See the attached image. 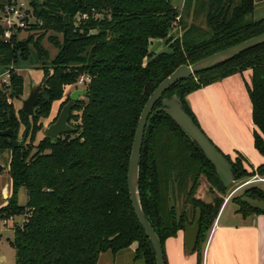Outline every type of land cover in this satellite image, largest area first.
Listing matches in <instances>:
<instances>
[{
	"label": "trees",
	"instance_id": "trees-1",
	"mask_svg": "<svg viewBox=\"0 0 264 264\" xmlns=\"http://www.w3.org/2000/svg\"><path fill=\"white\" fill-rule=\"evenodd\" d=\"M193 1L186 0L185 7L193 6ZM263 1L196 0L198 14H206L207 28L185 25L180 36H173L172 30L184 11L174 7L172 0L31 1L37 23L29 31L35 35L24 40L16 35L6 43L0 31V76L6 71L11 74L9 85H0V151L9 152L14 195L21 188L28 194L25 206H19L15 197L0 209L5 221L24 217L12 242L15 264H98L102 254L115 255L134 244L138 245L136 260L156 264L128 189L141 113L153 92L180 66L264 34V18H253L256 4ZM11 2L0 0V6ZM47 36L54 55L43 45ZM154 41L163 42L168 50L152 52ZM33 54L43 72L44 90L31 116L17 112L11 100L22 98L25 92V79L13 66L29 61ZM247 70L253 72L247 89L256 126L254 146L264 157V46L177 83L157 102L147 123L139 183L144 213L164 250L169 238L184 231L187 223L193 224L188 209L193 216L200 209L194 252L198 264H203L202 249L224 199L215 196L211 203L197 199V175L205 174L222 195L228 189L201 149L159 109L163 99L177 95L184 111L201 128L187 97ZM86 76L91 80L85 87L87 94L75 104L70 117L76 132L56 140L44 135L35 144L43 130L42 120L49 119L54 104ZM7 131L11 134L4 136ZM225 157L236 181L254 174L264 176V165L248 173L241 155L236 160ZM183 193L185 200L178 212ZM243 197L264 200L263 190L249 188L235 201L244 217L264 214L243 203Z\"/></svg>",
	"mask_w": 264,
	"mask_h": 264
},
{
	"label": "crops",
	"instance_id": "crops-1",
	"mask_svg": "<svg viewBox=\"0 0 264 264\" xmlns=\"http://www.w3.org/2000/svg\"><path fill=\"white\" fill-rule=\"evenodd\" d=\"M252 76V70H247L187 97L190 108L209 139L233 160L241 155L245 159V168L249 170L264 165V157L254 146L256 126L247 89L252 85ZM224 206L210 230L205 250L202 249L203 264H264V214L244 217L239 207L227 216L223 211ZM135 247L137 249L138 245ZM164 251L166 264H198L197 253L186 251L184 231L169 238Z\"/></svg>",
	"mask_w": 264,
	"mask_h": 264
},
{
	"label": "water",
	"instance_id": "water-1",
	"mask_svg": "<svg viewBox=\"0 0 264 264\" xmlns=\"http://www.w3.org/2000/svg\"><path fill=\"white\" fill-rule=\"evenodd\" d=\"M260 46H264V34L251 38L223 51L217 52L192 65L180 66L153 92L141 113L130 157L128 189L132 207L136 213L137 219L142 225L146 236L149 238V241L154 249L156 264H165L163 245L144 213L139 186L141 153L149 117L151 116L157 102H159L163 95L177 83L187 81L201 72H205L216 66L224 64L240 56L241 54L256 49ZM43 90V82L32 83L28 96L22 100L21 110L31 116L34 115L38 100ZM86 94V89H77L73 91L70 94L68 103L62 108L57 120L44 129V135L56 140L64 134L75 133L76 129L70 124L71 112L73 111L75 104ZM159 110L165 112L169 117H171L172 120L191 139V141L201 149L204 156L215 168V171L223 186L227 189L231 188L237 182L232 172L231 164L225 155L219 151L217 146L202 131V129L184 111L179 97L174 95L171 99H163V106ZM10 134V131L3 133L4 136H9ZM3 170L4 166L0 163V173ZM8 198V186H6L4 189V199L7 200ZM242 202L246 203L254 210L264 212V200L243 197ZM200 219L201 210L198 209L194 223L192 225L188 223L185 225V248L188 253H194L196 250L200 234Z\"/></svg>",
	"mask_w": 264,
	"mask_h": 264
},
{
	"label": "rangeland",
	"instance_id": "rangeland-1",
	"mask_svg": "<svg viewBox=\"0 0 264 264\" xmlns=\"http://www.w3.org/2000/svg\"><path fill=\"white\" fill-rule=\"evenodd\" d=\"M11 1L24 4L25 8L29 10L31 22L35 20V17L33 16V12H32L34 8L31 5V1H35L36 3L42 2V0H11ZM185 1L186 0H172V4L174 5V7H176L180 11H184L183 16H182V21H181L182 23L178 20L177 25L172 30L173 36L183 35L182 33H183V29L185 25L186 26L195 25L201 29L207 28L206 14L205 13L198 14L197 9L195 7L196 0L193 1V4H192L193 6H191L190 8H188L187 6L185 7L184 5ZM253 18L255 20H260L264 18V1L258 2L256 4V9L253 14ZM30 35H35V34L31 33L30 31L23 32L19 35V39L20 40L27 39ZM48 36L43 41V45L46 49L50 50L52 55H54L56 53V50L48 41ZM150 50L156 54H161L167 51L168 49L163 42L154 41ZM37 63H38V60L36 56L33 54L30 57L29 61L24 62V63L20 62L18 65L13 66L14 70L18 74L22 75L26 81L25 92L22 98L11 100L17 112L22 109V100L25 99L27 95L29 94L30 92L29 87L31 83L40 82L43 79V72L38 68L40 67V65L39 66L35 65ZM1 76H0V80H2L3 78ZM76 89H85V87L84 86H73L70 89L66 90L64 99L59 101V103L55 104L49 119L42 120L43 130L38 134L35 144H37L43 138L44 129L48 127L50 124H52L55 118L58 116L62 103ZM81 99H84V96L81 97ZM236 158L234 160H236ZM0 163L4 166V170L0 173V209L8 205L12 200L15 199V197L17 199V204L19 206H25L28 201L27 191L24 188H21L18 191V194L14 195L13 190H12L11 178H10V168H9V163H10L9 152L3 153L0 151ZM243 165L245 167L244 161H243ZM246 170L248 171V173H254V171H256V169L254 168H252L251 170L249 169H246ZM198 172H199V169H198ZM257 176H259V178L261 179H264V176H260L257 174L246 177L243 180L237 181L231 188L228 189L225 195H222L216 188H214L210 184L205 174L199 173L197 175L199 187L197 189L195 197L206 203H211L215 196L219 198H223L224 205H225L223 211L225 210L226 211L225 214L227 216H230L229 215L230 213H232L234 210L239 208V204L235 201V198L240 197L247 189L253 188V187H259L261 190L264 191V182H254ZM247 181H251L253 183L250 185L243 186V184ZM8 185H9V191H8L9 198L5 200L3 196L4 189ZM190 186H192L191 179L189 180L188 187ZM232 192H235L234 195L231 198H229L227 202H225V199ZM184 200H185V193L181 195L180 206L178 207L179 208L178 212H181ZM188 212H190L189 222L194 223L196 216L195 215L193 216V213L191 214V208L188 209ZM23 222H24L23 216H15L12 220L8 219V222H5V220L0 215V264H15V250L12 246V242L14 240L16 227L21 226ZM135 246L136 244H134V246H131L130 248L123 250L115 255L112 254L111 252H107L105 255H101L98 264H145L144 260H136V250L137 249Z\"/></svg>",
	"mask_w": 264,
	"mask_h": 264
},
{
	"label": "built area",
	"instance_id": "built-area-1",
	"mask_svg": "<svg viewBox=\"0 0 264 264\" xmlns=\"http://www.w3.org/2000/svg\"><path fill=\"white\" fill-rule=\"evenodd\" d=\"M36 23V19L33 22L30 21L29 10L26 9L22 3L11 2L0 6V31H2V39L6 43L10 42L16 35L29 31L31 29V25ZM38 24L41 25V22H38ZM1 77L3 78L0 80V85H9L11 79L10 71H6ZM90 81V77H82L74 86L86 87ZM254 182H264V179L257 176ZM252 183L253 182L251 181H247L243 184V186L250 185ZM235 192H232L225 199V202H227ZM10 219L12 220L13 218Z\"/></svg>",
	"mask_w": 264,
	"mask_h": 264
}]
</instances>
